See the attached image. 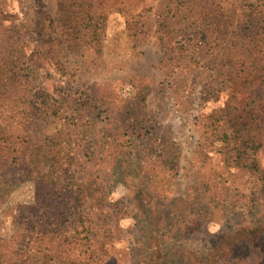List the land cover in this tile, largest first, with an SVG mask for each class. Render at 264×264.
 <instances>
[{"label":"trees","instance_id":"16d2710c","mask_svg":"<svg viewBox=\"0 0 264 264\" xmlns=\"http://www.w3.org/2000/svg\"><path fill=\"white\" fill-rule=\"evenodd\" d=\"M72 2L78 9L72 4L70 13L58 18L68 47L94 48L100 56L113 12L124 17L131 40L150 21L145 34L152 31L176 46L173 69L181 76L176 94L196 79V71L207 75L205 102L217 103L228 94L210 109L204 134L208 145L218 144L221 171L251 189L237 195L247 213L223 219L193 193L170 198L162 192L176 181L181 149L172 128L147 108L145 81L131 79L128 96L107 83L80 94L77 113L95 130H86L83 145L73 147L58 106L49 91L36 87L33 75L36 67L66 72L61 61L53 63L54 44L37 23L38 41L29 51L28 22L2 8L0 209L25 182L34 184V198L10 213L13 244L0 234V264H105L108 251L95 245L98 222L90 221L89 211L112 226L132 220L142 235L136 247L134 240L130 264H264V1L233 8L214 0H169L141 25L135 21L140 15L122 0ZM80 171L91 177V186L83 188ZM118 185L126 193L114 198ZM210 192L220 195L217 189ZM234 210L230 214L240 215ZM78 249L83 257L75 254Z\"/></svg>","mask_w":264,"mask_h":264},{"label":"rangeland","instance_id":"374dc122","mask_svg":"<svg viewBox=\"0 0 264 264\" xmlns=\"http://www.w3.org/2000/svg\"><path fill=\"white\" fill-rule=\"evenodd\" d=\"M79 1L85 4L91 0ZM117 1L120 0H106L113 4ZM137 1L122 0L121 5L128 7V11H135L140 15L135 18L138 25L142 24L141 21L146 16L156 17L154 13H159L157 11L159 4H162L164 9V5L169 2V0H142L140 4ZM214 1L222 6L231 5L237 8L260 4L264 0ZM72 4V0H0V10L3 8L8 13H16L17 17L20 16L22 20L25 18V22H28L31 39L27 46L29 51L33 50V44L38 41L36 30L38 23L39 29L55 46L56 58L53 63L61 61L65 66V73H57L51 68L52 66L50 69H36V67L33 75H35L36 87L49 91L50 101L58 106L60 110L58 116L62 117L61 121L65 129L71 133L73 147L83 145L86 130L90 133L95 130L94 123L77 113V100L81 97L80 94L84 96L93 85L107 83L119 95L128 96L131 79L145 81L150 87L145 99L147 108L154 113L159 122L172 128L174 138L181 149L176 181L170 187H164L162 192L170 198L186 197L193 193L201 206H206L213 215L217 214L223 219L229 215L230 218L237 217L236 220L242 218L247 213L246 202L238 200L237 195L249 194L251 189L245 187L244 182L233 177L232 174L226 175L221 171L217 153L218 144L208 145L204 134V123L210 109L217 103H224L228 94H223V100L217 103L213 102L214 99L205 102L203 97L205 86L202 85V80L206 73L202 71H196L194 74L196 79L190 80L187 89H183L180 95L176 94L174 92L175 85L178 84L176 82L181 81V76L173 69L175 61L173 57L178 53L176 46L174 43L167 45L159 41L152 31L145 34L150 21L143 26L140 37L131 40L126 34L124 17L113 12L107 20L103 52L100 56L93 53L94 48L90 50L86 49L87 47L77 49L68 47L63 39L58 18L64 11L70 13ZM72 9L78 8L73 4ZM260 159L264 164V153L260 155ZM77 179L83 183V188L93 183L91 177L85 179L81 171L77 173ZM216 189L219 190V196L210 192ZM125 193L126 189L118 185L112 197L123 196ZM204 195L207 197L206 200H202ZM33 198L34 184L25 182L12 192L0 209V234L6 236L10 244H13L10 213L18 204L31 202ZM231 200L233 201L227 207ZM228 208L230 210H227ZM231 209L240 215L230 214ZM261 210L264 211V200ZM89 218L93 223L98 222L95 231L98 230L99 234L96 235L94 242L102 251H108L105 264H130L134 243L136 241V247L142 235L133 227L132 220H123L112 226L111 221H97V215L91 211ZM102 224L105 227H102ZM75 254L83 257L79 249Z\"/></svg>","mask_w":264,"mask_h":264}]
</instances>
